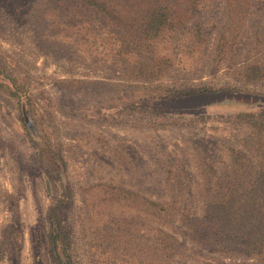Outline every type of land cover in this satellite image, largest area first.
Instances as JSON below:
<instances>
[{
    "label": "rangeland",
    "instance_id": "obj_1",
    "mask_svg": "<svg viewBox=\"0 0 264 264\" xmlns=\"http://www.w3.org/2000/svg\"><path fill=\"white\" fill-rule=\"evenodd\" d=\"M164 4L141 43L145 0L42 36L0 0V264H264V0Z\"/></svg>",
    "mask_w": 264,
    "mask_h": 264
},
{
    "label": "trees",
    "instance_id": "obj_2",
    "mask_svg": "<svg viewBox=\"0 0 264 264\" xmlns=\"http://www.w3.org/2000/svg\"><path fill=\"white\" fill-rule=\"evenodd\" d=\"M22 3L21 9H26V14H31L32 21L36 23V28L41 36L50 29H57L59 26H70L73 29L79 31L82 26H107L108 28H122L125 25V19L119 12H116L114 8L110 5L113 0H19ZM167 0H145L147 9L144 10L142 16V31L141 38L139 41L141 43L152 41L156 35L159 34V29L163 24L168 21L172 23L171 18L174 14L172 12V7L164 4ZM190 3V8L194 9L198 6L200 0H187ZM197 9V8H196ZM25 14H23L24 16ZM80 19V21H79ZM79 22V23H78ZM143 36V37H142ZM67 36H64L66 39ZM188 92L186 95H191ZM239 120L245 121L246 123H251L250 121H255L260 124L264 122V113H245L237 115ZM25 121V119H24ZM218 199H221L219 197ZM214 213V218L221 217L223 215H228V206H214L211 208ZM264 214V209L262 210ZM264 218V216H263ZM263 226H264V221ZM191 231L187 233V237L191 241L197 239V228L194 226H188ZM264 241V240H263ZM228 240H225L227 243ZM229 244L234 246L236 251H248L250 247L243 243ZM262 248L264 247V242H262ZM245 247V248H244ZM264 249V248H263Z\"/></svg>",
    "mask_w": 264,
    "mask_h": 264
}]
</instances>
